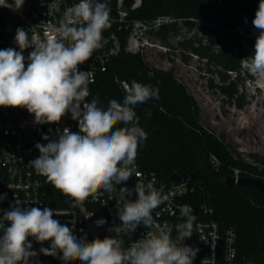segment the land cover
<instances>
[{
    "label": "clouds",
    "instance_id": "1",
    "mask_svg": "<svg viewBox=\"0 0 264 264\" xmlns=\"http://www.w3.org/2000/svg\"><path fill=\"white\" fill-rule=\"evenodd\" d=\"M25 0H0V7L18 11ZM259 30L250 60L253 72L264 75V0L252 21ZM110 25V9L100 0H79L64 13L57 26L47 29L43 39L30 38L28 32L17 28L14 48L0 50V107L25 108L35 117L36 124H58L70 113L78 121V132L64 128L57 130V139L48 135L37 143L40 155L30 162L38 175L76 205H82L89 196L100 189L111 192L114 185L126 184L135 173L138 182L134 186L135 200L122 205L117 202L121 221L114 227L116 235L88 242L78 239L73 229L54 219L58 211L44 207L22 208L16 200L10 210L0 216V264H29L38 254L32 250L29 237L38 243L51 241L49 248H40L45 256L56 257L67 264H192L196 249L173 241L172 227L164 225L157 234L122 248L121 233L135 232L138 226L153 224L152 212L169 201L174 193L157 190L153 182L144 183L136 172L138 147L147 139V133L139 126L134 108L150 99H159L158 88L133 81L126 84L123 102L109 101L107 109L98 106V98L90 95L89 80L79 66L88 61L95 50L102 46L103 32ZM33 50L27 57L23 51ZM118 124L124 127L116 128ZM132 193L121 190L119 199ZM6 194L0 195V200ZM95 198V197H94ZM184 222L175 225L178 239L184 240L193 233L195 216L189 205L179 208ZM7 222V226L5 225ZM102 218L96 223L104 224Z\"/></svg>",
    "mask_w": 264,
    "mask_h": 264
},
{
    "label": "built area",
    "instance_id": "2",
    "mask_svg": "<svg viewBox=\"0 0 264 264\" xmlns=\"http://www.w3.org/2000/svg\"><path fill=\"white\" fill-rule=\"evenodd\" d=\"M78 2L79 0H25L23 7L18 11L0 7V50L14 48L20 51L15 42L17 28L26 30L30 38L43 39L48 35L47 29L50 26H57L64 19L65 11ZM100 2L107 3L110 9L111 26L103 32L102 46L94 51L88 61L79 66V69L86 73L89 84L95 82L101 72L108 70L113 59L122 54L140 53L148 61V55L159 54L166 58L170 55L173 49L170 44L162 42L161 31L173 24L182 26L185 18L164 13L152 20H144L138 16L143 0ZM217 3L224 7V0H217ZM232 24L233 30L239 34L253 37L259 35V30L253 26L245 13L241 14L239 21H232ZM180 33L174 37H180ZM174 37L169 36L171 43ZM32 50L29 47L23 51L26 65L27 57ZM167 60L169 61L168 58ZM116 81L124 91L125 85H130L128 81L118 77ZM34 121V115L25 108L0 107V195L6 194V197L0 200V216H3L4 211L10 210L19 199L22 208L48 207L54 212L61 213L54 215L53 218L62 225L67 224L72 228L78 239L86 237L87 241L91 242L97 238L114 237L116 235L114 227L121 224L117 202L119 200L122 205L136 199L134 191V186L138 182L136 174L134 173L126 184L114 185L111 192L100 189L94 196H89L82 205H76L70 197L56 190L46 177L38 175L30 162L40 155L35 145L48 142L42 139L43 135L55 140L57 130L62 133L67 127L72 132H78V121L72 120L70 113L62 117L58 124L41 125ZM210 161V165L216 170L219 164L218 157L211 154ZM136 172L140 173V181L153 182L157 190L162 187L164 194L172 192L174 195L153 210L154 222L151 226L141 224L135 232L121 233L117 237L122 240L123 249L147 238L150 233L157 234L159 228L164 225L172 227L171 236L178 246L185 245L188 238L179 240L175 225L184 222V218L180 216V206L189 205L195 216L192 234L199 243L197 245L193 242L190 246L197 250L192 264H256L253 260L239 256L235 229L232 227L222 229L220 223L212 217L214 207L206 200V195L200 192L202 186L199 181L192 177H179L178 180L165 182L154 170L141 169L137 164ZM240 176L241 170L234 168L232 177L237 180ZM122 189H127L132 195L119 199ZM102 218L106 222L98 225L96 222ZM5 225L7 226V222ZM29 242L32 244V250L38 254L30 258L29 264H65L61 259L62 253L53 257L39 252L42 247L49 248L51 241L38 243L29 237ZM67 264H79V261H70Z\"/></svg>",
    "mask_w": 264,
    "mask_h": 264
},
{
    "label": "trees",
    "instance_id": "3",
    "mask_svg": "<svg viewBox=\"0 0 264 264\" xmlns=\"http://www.w3.org/2000/svg\"><path fill=\"white\" fill-rule=\"evenodd\" d=\"M258 6L259 0H224V7L217 0H143L138 16L152 20L159 14L170 13L185 18L182 26L173 24L161 31L162 42L170 44L173 50L179 45L205 59L208 70L219 75V87L229 101L242 108L244 97H240L237 87L250 77L242 62L251 60L256 37L237 33L232 21H239L245 13L252 22ZM182 27H198L205 37L186 38L174 45L169 36L178 35ZM188 58L184 54V59ZM117 77L130 85L136 81L159 90V99H150L134 108L139 126L147 133V139L138 147L135 163L141 169L154 170L165 182L173 174L199 181L200 192L214 207L212 217L222 229H235L239 256L264 264V193L253 186L224 183L227 176L233 175L234 168H239L242 176L264 180V163L255 165L236 157L224 135H217L203 124L200 104L174 69L152 65L140 53L113 59L108 70L89 84V102L98 98V106L105 110L110 100L122 103L126 91L118 85ZM120 127L124 125L116 126ZM211 154L218 157L219 164L215 175L209 178L202 164H211Z\"/></svg>",
    "mask_w": 264,
    "mask_h": 264
},
{
    "label": "rangeland",
    "instance_id": "4",
    "mask_svg": "<svg viewBox=\"0 0 264 264\" xmlns=\"http://www.w3.org/2000/svg\"><path fill=\"white\" fill-rule=\"evenodd\" d=\"M180 37H174V45L186 38L205 37L194 27L181 29ZM205 42V41H203ZM188 55V60L184 59ZM169 59V61L167 60ZM148 55L149 62L164 69H174L177 77L186 84L201 107V121L217 135H224L225 143L234 149L236 157L255 165L264 163V75L250 68V60L242 62V68L250 77L240 81L238 94L244 97V106L237 107L220 89V77L208 70L207 61L178 45L168 57ZM232 78L235 74H231ZM259 158V160L257 159ZM238 167V166H234Z\"/></svg>",
    "mask_w": 264,
    "mask_h": 264
},
{
    "label": "water",
    "instance_id": "5",
    "mask_svg": "<svg viewBox=\"0 0 264 264\" xmlns=\"http://www.w3.org/2000/svg\"><path fill=\"white\" fill-rule=\"evenodd\" d=\"M202 170H204V173L209 177L212 178L217 171L209 164V163H203L202 164ZM179 176L177 174H173L169 177V181L178 180ZM224 183L228 186L232 185H241V186H253L260 190L262 193H264V180L260 178L255 177H249V176H240L237 180L233 178L232 176H227L224 180ZM195 242L197 245L198 239L194 234L191 235V237H188L185 245L191 246V244Z\"/></svg>",
    "mask_w": 264,
    "mask_h": 264
}]
</instances>
